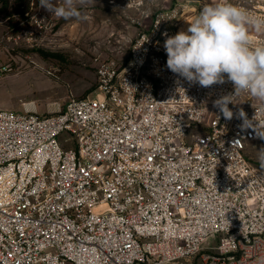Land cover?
<instances>
[{
    "label": "built area",
    "instance_id": "2783aa9c",
    "mask_svg": "<svg viewBox=\"0 0 264 264\" xmlns=\"http://www.w3.org/2000/svg\"><path fill=\"white\" fill-rule=\"evenodd\" d=\"M210 2L146 14L129 58L95 56L96 89L62 111L0 110V264H264V173L246 155L263 139L238 115L264 109L242 93L227 120V74L202 87L167 67L164 33ZM231 3L264 17V0Z\"/></svg>",
    "mask_w": 264,
    "mask_h": 264
},
{
    "label": "rangeland",
    "instance_id": "374dc122",
    "mask_svg": "<svg viewBox=\"0 0 264 264\" xmlns=\"http://www.w3.org/2000/svg\"><path fill=\"white\" fill-rule=\"evenodd\" d=\"M6 1L0 0V110L19 114L28 108L47 116L62 111L71 94L91 96L94 57L125 62L140 24L149 21L146 14L178 0H96L83 9L86 19L68 21L52 16L39 0ZM261 147L264 139L250 143L246 155L264 173L257 160Z\"/></svg>",
    "mask_w": 264,
    "mask_h": 264
},
{
    "label": "clouds",
    "instance_id": "9594fccd",
    "mask_svg": "<svg viewBox=\"0 0 264 264\" xmlns=\"http://www.w3.org/2000/svg\"><path fill=\"white\" fill-rule=\"evenodd\" d=\"M96 0H39L41 8L65 21L86 19L83 11ZM187 31L168 36L164 43L167 67L189 82L202 87L223 84L227 79L234 85V94L214 102L223 117L233 118L228 105L246 93L264 109V44H257L250 32H264V17L251 16L231 0H216L204 5L189 22ZM242 128L253 127L264 139V124L253 126L241 109ZM255 119V117L253 118ZM257 160L264 168V147L257 150Z\"/></svg>",
    "mask_w": 264,
    "mask_h": 264
},
{
    "label": "trees",
    "instance_id": "16d2710c",
    "mask_svg": "<svg viewBox=\"0 0 264 264\" xmlns=\"http://www.w3.org/2000/svg\"><path fill=\"white\" fill-rule=\"evenodd\" d=\"M3 2H4V4H6V0H3ZM44 57H47V56H50V57H56V55H48V54H46V53H41Z\"/></svg>",
    "mask_w": 264,
    "mask_h": 264
},
{
    "label": "crops",
    "instance_id": "0c3cea01",
    "mask_svg": "<svg viewBox=\"0 0 264 264\" xmlns=\"http://www.w3.org/2000/svg\"><path fill=\"white\" fill-rule=\"evenodd\" d=\"M161 8H162V7H161ZM157 9H160V8H157ZM157 9H156V10H157ZM156 10H155V11H156Z\"/></svg>",
    "mask_w": 264,
    "mask_h": 264
}]
</instances>
